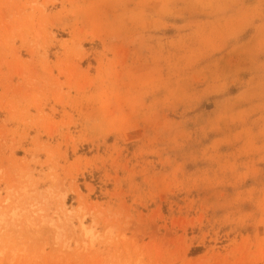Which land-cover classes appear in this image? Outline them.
I'll return each instance as SVG.
<instances>
[{
  "label": "rangeland",
  "instance_id": "rangeland-1",
  "mask_svg": "<svg viewBox=\"0 0 264 264\" xmlns=\"http://www.w3.org/2000/svg\"><path fill=\"white\" fill-rule=\"evenodd\" d=\"M0 264H264V0H0Z\"/></svg>",
  "mask_w": 264,
  "mask_h": 264
}]
</instances>
